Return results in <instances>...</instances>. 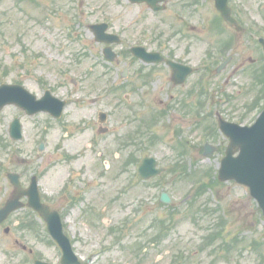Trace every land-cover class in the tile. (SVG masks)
I'll return each instance as SVG.
<instances>
[{"label": "rangeland", "instance_id": "374dc122", "mask_svg": "<svg viewBox=\"0 0 264 264\" xmlns=\"http://www.w3.org/2000/svg\"><path fill=\"white\" fill-rule=\"evenodd\" d=\"M239 1L231 0L230 5L236 11L235 6L241 10L237 15L249 30L243 35L223 27L219 18L213 19L216 11L208 7L198 10L206 17L204 24L200 21L195 34L186 36L172 34L177 28L172 7L154 13L141 4L121 6L114 0H84L82 21L86 19V25L100 17L110 21L113 16L119 18L114 24L124 30L128 45L132 40L140 38L141 43L145 39L128 29L129 22L136 18L145 35L144 26L151 31L147 36L149 47H158L155 35L161 30L162 43L176 49V53L193 57V62L204 57V51L211 54L214 51L215 61L198 73L210 79L199 81L204 85L201 101L207 95L211 99L204 107L200 104V111L213 113L219 109L230 118L242 117L241 123L245 124L256 117L259 110L255 105L263 93L258 77L261 53L254 41L264 32V0H241L243 4ZM21 6L26 8L23 12H14L10 11L13 4L8 0L0 4V83H20L38 97L49 89L66 99L67 104L59 119L47 113L27 116L13 105L0 110V200H5L12 191L5 177L8 171L19 172L24 183L31 173H36L43 199L60 211L65 232L73 239L76 252L89 257L91 264H171L177 246L185 256L184 264H264V217L248 188L233 181L218 184L214 181L227 139L212 131L201 113L197 119H191L184 113L183 117L179 114L162 117L157 112L161 101L164 105L171 97L182 103L184 92L196 81H188L183 88L173 87L167 73L156 67L152 81L136 79L125 86L107 88L110 84L105 81L107 78L130 81L131 73L117 78L114 67L117 65L102 61L100 46L92 43L86 26L77 30L81 33L80 42L70 43L67 39L73 36L64 35L66 29L60 18L54 15L52 22L56 29L51 25L52 32L47 23L41 26L35 21L34 14L38 11L31 3ZM43 12L40 10V14ZM169 24L174 25L172 30ZM20 33L25 37V46L15 38ZM225 34L232 36L230 43H223L220 48L233 55V59L217 74L215 65L220 56L216 48ZM188 46L191 50H186ZM84 52L87 55L80 58ZM107 71L109 74L103 75ZM98 73L102 74L100 81ZM83 79L88 82L82 83ZM138 95L143 96L141 104ZM95 96L99 99L92 102ZM119 99L120 105L116 102ZM134 103L136 121L131 124L130 108ZM100 109L110 113L109 130L103 134L97 133ZM14 116H19L23 124V139L7 142L10 146H6L4 138ZM201 135L210 136L214 145L221 143V149L210 158H205L197 148ZM187 140L191 144L183 148L182 142ZM40 141L44 149L39 152ZM144 155H154L159 165L165 166V171L147 184L133 178ZM16 157L27 162L19 164ZM191 165L196 173L190 168L189 175L187 168ZM124 187L130 190L123 191ZM162 190L169 193L172 207L158 204ZM189 195L193 196L191 203H187ZM70 196L74 197L75 206H68ZM140 202L146 205L139 206ZM174 207L178 211L170 220L176 221L175 227L167 229L168 220L161 234H157L161 235L159 240H153L155 229L151 221L160 214L167 216ZM15 224L14 219L8 223V233L0 226V264L16 263L10 261L12 253L2 251L3 247L14 248L12 243L18 234ZM212 232L221 234L217 237L210 235ZM251 243L260 244L256 248Z\"/></svg>", "mask_w": 264, "mask_h": 264}, {"label": "flooded vegetation", "instance_id": "af4514ba", "mask_svg": "<svg viewBox=\"0 0 264 264\" xmlns=\"http://www.w3.org/2000/svg\"><path fill=\"white\" fill-rule=\"evenodd\" d=\"M40 1L41 0H38L34 3L35 10L38 11V14H34V19L39 21L42 26H43L42 23H45V22L48 23V26L52 32L54 31L51 25L56 29L55 24L52 22L54 15L57 16V18H60L62 20L63 28L67 27L68 31L71 30L72 22L74 21L79 22L84 15V14H81V13L79 14L75 12L78 9L82 8V6L84 5V0H47L49 4L48 3L44 4ZM114 1L118 2L121 6L130 5V4L139 5V4L131 3L129 0H114ZM239 2L243 4L241 0ZM163 3H164L163 10L165 11H167L169 7H172L171 14L173 17H175V20H176L175 26L177 27L176 29L172 31L173 35L180 34V36H186V34L188 33L195 34L196 32L195 27L197 29L199 28L198 27L199 25L197 23H200V21H202L204 24V22L206 21V17L199 14L198 12L199 8H202V7L212 8L213 12L216 11V13L218 14L220 18V14L217 12L214 6L215 5L214 0H174V1L165 0ZM210 3H212V6L210 5ZM230 3H231V0H228L229 5ZM141 5H144L148 10L152 11L145 3H142ZM230 7H231L232 15L239 22L242 21L241 18L237 15L241 13V10L239 9L238 11V8L235 6V8L238 11L237 12L236 10H234L233 6L230 5ZM40 10H44V12L40 14ZM154 13H157V12H154ZM3 14L6 15V9H3ZM138 18L140 19L141 16H138ZM216 18L217 17L215 16L213 19H216ZM95 20L107 21V22L110 21L109 19H107V17H100V18H96ZM111 20L113 22L112 28L115 29L113 32L121 34L125 38L124 30H122L121 27L119 26L116 27V25L114 24V21L119 22V18L116 19L113 16ZM221 22H222L223 27H226V29L230 31L232 27L228 28V26L223 20H221ZM240 23L243 24L242 22ZM138 25H139L138 21L136 20V18H134L132 21L129 22L128 29L132 30L135 34L136 32H138L139 35L145 39H143L141 43L138 42L140 38L137 40H132L130 44L131 45H142L147 51H158L163 56L164 60L159 63H151V64L143 63L138 58H136L135 56L129 53V48L126 49V47L124 46L125 45L124 41H123L121 50L116 53L119 61H115V63L117 66L119 65L126 66L128 74L131 73L132 80L130 81L122 80V81H116V82L113 79H109V78L107 80L110 81V84L114 87H120L122 85L125 86L127 83H130V82L132 83L136 79H138L139 81L149 82L153 80L155 68L161 67L162 72L167 73V79L168 81H171L173 87L183 88V86L184 87L187 86L188 81H196L191 89L186 90L184 92L185 100H183L182 103L176 99H172L171 97V99L168 100L164 105L162 104L163 101H161L159 109H157V112L159 111L158 114H160L162 117L164 116L166 117L167 115L174 116L175 114H179L182 116V113H184L185 117H191V119H197L198 117H200V113H201L204 115L203 119L204 121L207 122L208 127H210L212 131H214L215 125H216V122H215L216 118H218L219 115H221V113L224 114V112H221L219 109H215L213 113L209 110L205 111L204 113L200 111V104L202 103L204 107V105L209 104L211 102V99H210V96L207 95V96H204L203 101H201L200 97L203 95H200V94L203 93L204 85L203 83H200L199 81H210V79L205 76L206 74H201L200 76H198V73L201 70L208 69L210 65L215 61L214 59L215 52L213 51V53L211 54V51L206 50L203 53L204 57H202L197 62H193V59H194L193 57L183 55L177 51V53L179 54L178 55L176 53V49L170 46H167L166 44H163L160 39V35L162 34L161 30L158 31L157 35H155V38L158 40L156 43L158 44V47H154V48L149 47L147 45V41H148L147 36H149L151 31L148 30L146 26H144V29L146 32V35H145L143 30ZM169 25H170V30H172L174 25L172 24H169ZM75 26L76 27L80 26V24H75ZM232 29L234 33L243 35V30L236 31L235 28H232ZM226 37L221 38V41H219L221 45L218 46L216 50L219 49L223 43L229 44L228 39L230 36L228 37L226 35ZM193 39L194 38H190L189 41L191 40L193 41ZM225 47H228L230 50L229 46L224 45V48ZM186 50H191V48L188 46ZM190 52L191 51H188V53ZM261 54L263 53L261 52ZM261 57L262 58H260L261 61H260L259 69H258V77L260 81L259 83L261 84L259 87L263 93H262V96L259 97V101L255 105L256 109L258 110H260L264 104V56L261 55ZM126 58H129L128 62L124 61V59ZM166 60H171V61H175L177 63L183 64V65H188L189 67H191V73L185 76L183 80H180L179 76L174 77L173 71L167 64ZM207 60L208 62H206ZM135 64H137V67H135ZM117 66H114L117 69V71L115 72V75L117 76V78H121V73H119V67ZM109 72L110 71L104 72L103 75L107 76ZM134 73L136 74L135 78L133 77ZM178 81H181V82H178ZM81 82L85 84L88 81H81ZM135 89H137V86L135 87ZM138 98L141 104V100L143 99V96L138 95ZM98 99L99 97H94L92 102H96ZM116 102L118 105L121 104L120 99L117 100ZM129 104H132V103L129 102ZM133 105L135 107L133 106V108H130L131 115L129 117V121L131 124H133L136 121V119H133V118L135 117L137 106H136V103H134ZM117 108H119V106ZM207 109H209V106L207 107ZM100 111H103V109H100L98 113ZM107 113H108L107 118H109L110 113L108 111ZM149 115L152 116L151 113H148V116ZM224 115L226 116L227 119H231L226 114ZM233 119H238V118H233ZM190 136L192 135L190 134ZM187 143L191 144L190 141L188 140H187ZM0 205H1V202H0ZM26 211L30 212L29 210H27V208H23L20 211H16L15 213L11 214L7 222L10 223V221L13 219H17V220L20 219L21 221H25L27 217L23 215V212H26ZM36 228L33 224L24 223V225L19 227V231H18L19 233L17 235V239H15V243H12L14 248L9 250L7 249V247H3L2 251L6 254L12 253V255L10 256V261L14 263L16 261L15 264H28L30 261H32V264H35L36 262H41V261L51 263V264H61L60 262L61 261V251L58 248L57 244L54 243L52 240H50L47 233L44 230H42L40 226L36 225ZM28 245H31V246H28ZM257 245H259V243H257ZM257 245L255 246L256 248L258 247ZM50 250H53L54 252ZM173 259L174 258H172V261H171L172 264H184L186 261L184 257L179 258L178 261H176V258L174 260ZM139 263L140 262H137V264ZM80 264H88V263L87 261H81ZM133 264H136V262H134Z\"/></svg>", "mask_w": 264, "mask_h": 264}, {"label": "water", "instance_id": "95a60500", "mask_svg": "<svg viewBox=\"0 0 264 264\" xmlns=\"http://www.w3.org/2000/svg\"><path fill=\"white\" fill-rule=\"evenodd\" d=\"M217 7L221 11L222 16L228 22L233 23L229 16V8L226 7L223 0L217 1ZM136 52L144 57V53L137 50ZM172 66H176V64H172ZM25 92L21 87L0 86V109L5 104L15 103L20 106L23 105L29 114L45 110L56 117L59 116L64 104L63 101H59L57 98L50 97L49 95L48 99L35 100L32 95H28ZM219 122L222 132L229 138V144L218 169V179L220 181L235 180L240 184L248 186L251 196L257 201L264 214V110L251 126H239L222 119ZM10 134L13 138L21 136V125L17 118L11 123ZM155 165L156 161L153 158L145 157L139 166L140 176L148 178L158 174L161 169H156ZM8 177L17 187V193L22 194L17 175L10 173ZM35 183V179H32L29 188L26 190V193L30 197L29 206L35 208L47 221L48 229L53 237L62 247H65L64 255L66 257L73 256L69 241L62 232L57 212L50 211L39 202ZM161 200L165 202L169 201L166 193H162ZM16 206L14 201L7 202L0 210V221Z\"/></svg>", "mask_w": 264, "mask_h": 264}, {"label": "trees", "instance_id": "16d2710c", "mask_svg": "<svg viewBox=\"0 0 264 264\" xmlns=\"http://www.w3.org/2000/svg\"><path fill=\"white\" fill-rule=\"evenodd\" d=\"M207 213V212H206ZM157 228L160 229V225H157ZM218 232H219V229H218ZM219 234V233H218ZM221 234V233H220Z\"/></svg>", "mask_w": 264, "mask_h": 264}]
</instances>
